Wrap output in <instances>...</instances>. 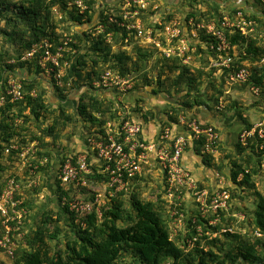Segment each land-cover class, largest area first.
<instances>
[{"label": "trees", "instance_id": "16d2710c", "mask_svg": "<svg viewBox=\"0 0 264 264\" xmlns=\"http://www.w3.org/2000/svg\"><path fill=\"white\" fill-rule=\"evenodd\" d=\"M81 1L85 6L83 11L75 4V0H0V40H2L0 96L5 95L10 76H17L23 94L22 100L7 102L0 108V194L7 182L3 184L1 181L2 173H6L14 163L20 162L18 157L20 151L10 150L9 154H5V150L14 145L21 148L22 145L31 142L27 137L33 134L32 141L38 142L40 151L31 160L33 167H29V170H33L35 166V175L41 173L48 182L52 181L56 205L59 209L58 218L54 219L50 210L44 212L38 226L23 236V244L14 250L12 264H264V236L257 238L252 235L255 230L264 231V196L261 194H257L259 202L255 226L248 229V233L240 229L244 233H226L209 240L205 233L209 230L217 232L222 226L218 224L210 227L207 224L212 217L199 215L195 218V223L190 218L186 220L187 229L183 232V238L178 235L171 240L169 226L159 205L160 201L158 204L143 201L139 199L137 193L131 192L128 206H125L122 197L130 192L132 183L138 180L136 176L130 179L126 190L116 193L110 201L106 200L102 203L100 217L93 211L79 220V224L75 223L76 215L69 211L68 205H62V198L69 199L70 196L63 191L58 181V175L65 162L71 160L74 164L77 156L82 154V152H67L60 146L64 136L62 132L69 125L82 123L85 129V133L82 134L85 145L88 137L104 134V127L108 122L119 125L127 120L140 122L142 128L150 120L157 121L158 137L166 128H170L172 136L177 137L180 134L176 133L175 128L180 124V119L188 123L197 121L194 117L196 107L207 105V101L218 104L221 90H216L215 94L207 98L201 94L202 89L215 88V80H212V77L221 71L212 68L211 64L217 57L215 50L217 42L206 33L205 28L199 27L203 23L208 26L213 22L219 26L224 17L235 20L238 12H241L247 21H254V32L248 35L241 34L240 29L237 28L225 32L230 45L227 55L233 60L232 66L235 69L243 67V59L248 58L251 72L248 84L262 86L264 65H261L260 61L264 55V31L262 35L258 36V34L260 25L264 26V0L245 2L234 0V3H230L233 7L228 8L225 14L218 11L215 6H211L205 13L200 12L199 18L196 17L198 7L195 6L202 4L207 6L209 1L200 0L202 2L199 3V0H189V9L183 13L181 23H178L180 38L184 39L189 51L183 57L169 58H165L153 45L147 44L148 46L144 47L146 46L144 39L138 37L134 29H129L140 19L143 21L141 22L143 30L150 29L153 32V39L160 42L162 47H168L164 31L167 26L176 22L175 16L168 11L169 8L164 6L157 8L159 10H152L155 6L154 2L143 10L131 0H129L130 8L125 7V0H119L114 4L111 2L113 0ZM98 3L101 6L96 8ZM134 10L139 12L137 18H124L127 11ZM157 15L161 18L159 22L155 21L157 17L154 18ZM205 17L207 19L203 21ZM146 20L152 21L149 26L145 24ZM66 40L71 41H67L62 58L59 60L61 86H58L54 79L55 72L47 77L39 65V59L44 53L45 44H48L50 51L55 53ZM260 40L262 43H259ZM176 44L177 40L171 46L175 47ZM33 47L37 48L36 54L31 58H25ZM154 51L162 59L152 62ZM200 54L206 57L203 65L199 62L196 64L195 61ZM221 56H225V53ZM186 57H190V62L187 64L183 62ZM205 68L209 71L204 72ZM107 70L115 71L132 81V90L128 93L142 95L144 91L149 90L154 96L165 95L173 105L170 103L163 109L151 108L144 113L138 107H134L132 113L135 116L128 115L122 109L114 107L108 97L95 94L97 89L93 84ZM45 77L49 78L58 100L56 108L50 101L47 102L39 87L40 81ZM97 91L102 92V90ZM70 92L78 95L74 112L71 114L67 113L63 106ZM106 93L115 97V100L118 99L117 97L125 96L115 89ZM186 125V123L181 125L185 129V135L182 133L184 136L189 131ZM200 127L212 126L201 124ZM252 127L245 122L244 130L249 131ZM45 138H49L50 141H45ZM203 141V137L196 141L197 155L205 165H208L212 153L206 155L201 153ZM217 144L218 140L213 147L214 150ZM263 145L264 140L259 139L257 134L247 141L245 147L239 143L237 152L241 156L229 162L230 181L234 185L255 189L256 184L252 178L255 173L261 174L264 150H260V147ZM188 146L189 143L185 150ZM53 149L59 150L57 159H51V154L44 152L45 150L51 152ZM84 154L92 171V175L86 176V180L101 184L108 181L109 175L99 172L104 170V165L99 168L92 162L90 158L94 154L88 150ZM46 157H49V160L42 164L44 166L35 162ZM213 165L216 167L215 172L219 173L218 171H221L219 165L217 163ZM239 176L241 179L237 182ZM9 177H12L9 178L12 180L16 176ZM14 181L19 182L15 178ZM232 200L231 195L230 203ZM229 207L238 210L233 205ZM180 208L176 211L178 212ZM222 214L220 213V216H224ZM62 216H68L71 237L66 239L63 249L53 251L47 240L55 242L58 240L61 229L56 224ZM233 222L232 219L222 218L225 227H229ZM197 226L201 227L202 236L197 235ZM241 227L243 228V224ZM2 232L3 229L0 236ZM195 237L196 241L189 249L187 241Z\"/></svg>", "mask_w": 264, "mask_h": 264}, {"label": "built area", "instance_id": "2783aa9c", "mask_svg": "<svg viewBox=\"0 0 264 264\" xmlns=\"http://www.w3.org/2000/svg\"><path fill=\"white\" fill-rule=\"evenodd\" d=\"M131 1L133 4L140 6L143 10L147 8V4H145L144 0ZM130 3L129 0H125V7L130 8ZM75 4L81 11L85 10V6L82 4L81 0H75ZM154 9H156V7ZM138 13V10L127 11L124 18H137L139 15ZM254 25V21H247L242 13L238 12L235 20H230L229 18L224 17L219 23V26H216L215 23H211L208 26H199L200 28H205L206 33L211 35L217 42L215 49L217 57L211 65L212 68L220 69L226 74L227 85L248 84L251 72L249 67L244 64L243 67L239 69L233 68V60L227 55L230 50V45L225 32L237 28L240 29L241 34L248 35L254 32ZM130 28L134 29L137 36L143 38L146 44L153 45L162 52L165 58L171 56L183 57L184 54L189 51V47L184 39L180 38V30L178 28V23L176 22L171 26H167L164 31L168 47H162L160 42L155 41L153 39V32L150 29L143 30L140 19L131 25L129 29ZM176 40V46H171ZM67 41L71 40H66L64 45L57 48L55 53H52L49 49L50 46L45 44L44 53L39 59V65L44 70L47 77L55 72L54 79L58 86H61L59 60L62 58V52L67 45ZM36 50L37 48L33 47L25 58H31L34 56L37 52ZM222 53H225V56H221ZM183 62L185 64L189 63L190 57L184 58ZM260 64L264 65V55L261 58ZM65 65H67V63H65ZM93 86L95 89L104 92L115 89L122 94H126L132 90L133 84L129 78L122 77L115 71L107 70L101 74L99 80L96 81ZM250 89L255 95L259 93V90L255 87H251ZM33 96H35L34 93ZM22 99L23 94L19 79L10 76L7 80L5 95L0 96V108L7 102L14 103ZM222 108L223 104L219 103L217 109L220 110ZM179 122L180 125H185L183 119H180ZM200 125L201 124L195 120L191 121L187 124L189 131L186 136L180 134L177 137H173L170 128H166L163 133L155 139L156 141L154 142L156 143L154 144L148 143L147 140L142 137L143 128L141 123L130 120L121 122L119 125L108 122L104 127V134H97L88 137L86 140L88 152L94 154L93 156L97 158V161H99L102 166L104 165L102 173H107L109 175L108 181L103 184L108 193L109 199L115 197L116 193L126 190L130 179L141 174V165L147 164V155L152 154L154 158L158 159L159 166L164 175L165 196L163 199H165L169 206L175 208V212H173L171 216H175L174 221L178 227H182L184 223L183 215L176 212V209L181 205L180 202H176L175 198H180L183 191H186V193L189 194L190 192H193L195 202L200 206L203 213H211L218 216L220 213L227 212L230 206L229 192L222 186H218L210 196L206 191L196 190L197 181L181 164V157L187 144L194 141L196 142L202 137L204 138V141L201 153L206 155L214 152L213 147L218 140V133L213 127L202 128ZM256 134L259 139L264 140L263 123L254 125L249 131H242L239 135L240 144L246 146L247 141L254 138ZM170 143H172V145ZM10 150L19 151L21 148H19L18 145H14L12 148L6 149L5 154H9ZM260 150H264V145L260 147ZM29 152L33 154L35 150H28L26 152L22 151L20 156L24 157ZM34 169H36V167H34ZM261 169H264V160L261 164ZM89 175H92V171L88 167L86 154H79L74 164L71 160H67L58 175L60 187L64 192L69 193L70 196L69 201H67L66 197L62 198V205H68L69 211L76 215V221L91 214L94 211V207L96 214L100 216L99 207L101 206V202H99L98 196L88 203L79 202L76 201L77 199H73L74 195L81 192V188L87 186L86 176ZM219 177V173H216V178ZM17 190L18 186L12 179L7 182L6 187L0 194V232L3 229L0 236V248L10 257H13L14 255V244L12 242L13 229L18 231L21 229L19 220L20 216L11 218L9 215L10 210H12V213H15L14 209L17 206V202H14L13 195ZM219 220V217L209 220L207 225L215 227L219 224ZM193 223H195V219H193ZM196 232L198 236H202L201 227L197 226ZM237 232L238 231L233 230L231 227H222L217 232L209 230L205 235L211 240V238L220 237L226 233L234 234ZM239 232L244 233L243 230H239ZM252 235L253 237L262 238L264 236V231L255 230L252 232ZM170 238L174 239V237ZM194 241H196V237L187 241L189 249L194 245Z\"/></svg>", "mask_w": 264, "mask_h": 264}, {"label": "rangeland", "instance_id": "374dc122", "mask_svg": "<svg viewBox=\"0 0 264 264\" xmlns=\"http://www.w3.org/2000/svg\"><path fill=\"white\" fill-rule=\"evenodd\" d=\"M163 1L164 0H144L145 4H147V8L152 3L155 2L154 3L155 6L152 7V10H156L157 8H163L164 6L169 8L168 11L170 12V14H172V16H175V21L180 24L182 21L183 13L189 9V6H190L189 0H165V1H167L166 4ZM207 1H209V4L207 6H205V4L195 6V8H197V7L199 8V9L198 8L196 9V13H197L196 17L197 18H199L200 12L205 13L206 10H209L211 6L212 7L215 6L218 11H221V13H224V14L228 8L233 7V4L226 3V0H218V1L207 0ZM245 1L246 0H243V2H245ZM111 2H112V4H114L115 2H119V0H113ZM201 2L202 1L199 0V3H201ZM100 6H101L100 3H98L96 8L100 7ZM234 6H235V4H234ZM155 7H156V9H154ZM247 7L249 8L248 5H247ZM157 10H159V9H157ZM171 11H173V12L171 13ZM154 18H156L155 21H157V22H159L161 20L160 16H158V15L155 16ZM147 19H148V17H147ZM206 19L207 18L205 17L203 21H205ZM141 22L143 23L142 20H141ZM151 22L146 20L145 24H147V26H149L151 24ZM209 24H211V23H209ZM203 25H204V23H203ZM259 31H260V33L258 34V36L263 34L264 26L260 25ZM259 43H262V41L260 40ZM0 44H2V40H0ZM147 44L144 47H147L148 46ZM152 59H153L152 60V62H153L155 60L162 59V58L159 56V54L156 51H154ZM248 66L250 67L249 64H248ZM207 71H209V70L207 69ZM207 71H204V72H207ZM220 72H221V74L224 73L222 71H220ZM18 75H20V74H18ZM13 77L15 79H18L17 76H13ZM41 83H42V81L40 82L39 87L41 88V91L44 94V98L49 103V99H48L47 94H46V86L47 85L45 83H42V84ZM244 87H245V90L248 91V93L250 95L253 94L250 91V88L251 87L257 88L259 90L258 94L261 95V93H262L263 98H264V82L262 83V86H256L253 83H249V84L244 85ZM103 92L104 91H102L101 93H103ZM130 94L131 93H126L125 97H123V98L116 96L118 98L117 100H115L116 99L115 97H112V95H110V97L114 101L111 99L110 100L113 102L114 107L122 109V111L127 113L128 115L132 114L133 117L135 116V114L132 113V110L134 109V107L135 108L138 107L141 110V112H143V113L150 110L151 108H154V106H159L158 105L159 103H160V106H162V109L164 108V106H163L164 103L160 102L159 100H156V99H159V98H157L158 95L157 96L152 95V93L149 92V90L144 91V93H142V95H140L141 98L139 99V101L136 102L134 105H131V104L128 105L124 101V99L127 98V95L129 96ZM223 100H225V99H223ZM157 101H159V102H157ZM121 103L123 105H121ZM53 105H55V104H53ZM50 107L52 108V105ZM54 107L56 108V106H54ZM125 107H127V109H125ZM73 112H74V110H73ZM149 123L156 125L157 121L150 120ZM185 123L189 124L187 121H185ZM259 123H261V122H259ZM259 123L255 124V125H258ZM30 130L32 131L31 128H30ZM263 130H264V123H263ZM83 131L85 133V129H83ZM157 131H158V128H157ZM32 136H33V134L28 135L27 140H31V142H35L33 146H35L37 148L36 152L38 154V152L40 151L38 149V142L32 141ZM142 137H143V134H142ZM154 141H156V140H150L147 142L154 144V143H156ZM29 147H30V145L28 146V148ZM243 147H245V146H243ZM28 148H26V149H28ZM32 150L33 149H31L30 151H32ZM74 150H72L71 152L75 153ZM82 154H84V153L82 152ZM237 156L239 157V156H241V154H238V152H237ZM243 156H245V153L243 154ZM35 157H36V155L32 154L31 152L26 154L24 157L20 156L19 157L20 158L19 163H14L13 166H10V168L7 169L6 173H2L1 181H3V184H5L6 181L8 182L10 180L9 178H12V177H9L10 175L16 176L14 178L19 180V182H15L18 186V190L13 195L14 202L15 201L17 202V206L14 209L15 213H12V210H10V214H9L11 218H15V217L20 216L19 220H20L21 229L18 231V230H15L12 228L13 229L12 242L14 244V250H16L18 247H20L23 244V236L26 235L27 233L29 234L32 230H34L38 226L40 218L44 212L50 210L53 212L54 219L58 218L57 212L59 209L56 205L55 193H54L53 189H51V190L49 189V186L53 187L52 181H50L51 185H49L48 180L46 181L44 179L45 176L43 174L39 173L38 175H35L34 169L29 170V167L30 168L33 167L31 160H33ZM91 157L92 158H90V160H92V162H94L99 168H102V164L99 161H97V158L93 155ZM41 161L38 160L35 162L40 165ZM42 166H44V165H42ZM141 167H142L141 174L136 175L138 180H136L134 183H132V186L130 188V192L126 193L125 196L122 197V200L125 203V206L127 207L130 193L134 192V193H137L140 200L153 202L155 204H158L160 201L159 205H160L161 209L163 210L162 211L163 217L166 218L165 221H166V224L169 226L171 237H176V236L178 237V235H181V238H183V232L186 231V229H187L186 220L189 218H190V220H193L200 215L203 217L211 216L212 218L209 220H212L214 218L219 217L220 218L219 224L222 227H225V224L222 223V218L224 220H228L229 215L231 216V214H235V213L239 212V210L235 211L232 209L233 207H231V208L229 207L228 211L223 213L224 216H220V214L217 216V215H213L211 213H203L200 209V206H198V204L195 202V196L193 195V192H190V194H189V193H186V191H183L180 198H178V199L175 198L176 202H178V203L180 202V205H181L180 207L182 208V209L180 208L178 210V212L177 211L176 212L178 214L183 215V223H185L182 227H178V225L174 221L175 216L174 217L171 216L172 213L175 212V208L169 206L168 203L165 201V199H163L165 196V193H164V175H163L161 168L159 166L158 159L154 158V156L152 154L147 155V164H142ZM262 170H264V169H262ZM99 172H102V171L99 170ZM262 172H264V171H262ZM14 178H13V180H14ZM255 179L257 180V183H258V186L256 187V189L259 188V189H257V191L260 190V192L259 191L258 192L261 194V196H264V175H263V173L256 176ZM7 182H6V184H7ZM30 184L32 185V187H34L35 190L30 189V187H29ZM35 186H37V187H35ZM196 186H197L196 190L198 189L200 191H206L209 194V196L212 194V191H209L207 188L202 187L199 184V182H196ZM226 190L230 194V191L228 189H226ZM261 192H263V193H261ZM96 196L99 197L98 199H99V202H101V203L106 202V200L109 198L108 193L106 192V189L104 188L103 183L101 184V183H97V182H88L87 181V186L83 187L81 192L77 193V195H74L73 199H77L76 201H79V202L88 203L90 201H93ZM230 197H231V194H230ZM69 200H70V198L67 199V201H69ZM231 203H232V201H231ZM231 203H230V206L232 205ZM23 204H25V206H23ZM101 207H102V205L99 207V209ZM94 210H95V207H94ZM231 218L234 220V222L232 223V225H229V227L231 226V228L235 231L239 232L240 229H244L247 232L248 229H252L253 226H255L249 221V219L253 218V217H250L249 219L241 220L240 216L237 217L234 215V216H231ZM76 222H77V224H79V221H75V223ZM241 224H243V228L241 227ZM56 225L59 226L61 229V234L58 236V240L56 242L47 240V243L49 244V246L51 247V249L53 251H56L60 248L63 249V246H64L66 239L71 237V233L68 229V226L70 225L68 216H62L60 221ZM50 232H52L51 228H50ZM175 234H176V236H175ZM12 263H13L12 257L6 255L2 250H0V264H12Z\"/></svg>", "mask_w": 264, "mask_h": 264}, {"label": "crops", "instance_id": "0c3cea01", "mask_svg": "<svg viewBox=\"0 0 264 264\" xmlns=\"http://www.w3.org/2000/svg\"><path fill=\"white\" fill-rule=\"evenodd\" d=\"M228 1V2H227ZM234 0H226V3H234ZM240 1V0H239ZM166 2L167 1H163ZM225 3V4H226ZM202 57V58H201ZM204 59H206L203 54L198 55L196 61V64L198 62L200 64H204ZM245 66H248L249 60L243 59L242 62ZM205 67V65L203 66ZM208 68H205L204 70L207 71ZM226 74L219 72L217 75L212 77V80L214 79V85L215 88L209 87L207 89H202L201 94L207 98V96L215 94L216 90H221L222 94L219 97V103L223 104L222 109H217L218 104H213L211 102L207 101V105L204 106H198L194 109V112L196 115L194 116L196 120L201 124H207L216 129V132L218 133V144L216 150L212 153V156L210 157V164L205 165L201 158L197 155L198 145L196 142H190L185 152L182 155L181 164L182 166L187 169L195 178L197 182L202 187L207 188L209 191H214L218 188V186H222L225 189H228L232 195V205L236 208H238L239 212L235 214H231V216H240V219H249V221L255 225L256 220V211H257V204L259 202V196L257 194H260V190L257 191L256 187L258 186L257 180L255 179L257 173L253 175L254 177L253 182H255L256 187L255 189H249L246 186L238 187L237 185H234L230 181V172L229 168H231L229 162L231 160L239 159L237 156V147L239 145V135L244 131L245 128V122L250 124L251 126H254L255 124L261 122L264 123V98L263 94H254L251 89L250 91L253 94H249L248 91L245 90L244 85L246 84H237V85H227L226 81ZM41 80V79H40ZM210 79H207V81ZM42 83H45L46 86V94L49 99V101L55 105H57L58 100L56 99V96L54 94V90L50 85L49 78L45 77L42 78ZM40 81V82H41ZM41 83V84H42ZM207 90V91H205ZM96 95L102 97H108L109 100L112 98L110 95H107L106 92L101 94L99 91L96 90ZM259 95V96H258ZM125 97V96H124ZM141 96L139 94H130L127 95V98L125 101L128 105H134L137 100H139ZM160 102L164 103V108L169 106V104L172 102L165 97V95H158ZM78 99V95H76L75 92H70L67 95V101H64V108L67 113L71 114L73 113V110L75 108V103ZM155 99V98H154ZM225 99V100H223ZM157 101V102H159ZM174 102V101H173ZM54 105V106H55ZM154 106L162 108L160 106ZM170 105H173L171 103ZM127 109V107H125ZM134 119V118H133ZM135 120H137L135 118ZM18 123L20 124L21 121L19 120ZM158 125H153L150 123L144 124L143 126V137L145 140H155L157 139L159 135V131H157ZM176 133L182 134L184 132V127L180 124L176 126L175 128ZM83 126L82 123L72 124L69 125L68 128L62 134H64L63 138L60 141L61 148H64L65 151H72L74 150L75 153L80 152H87V146L85 145L83 141L82 134ZM45 141H50L49 138H45ZM239 142V143H238ZM35 142H29L28 144H24L21 146L20 153L22 151H30V149L35 150L33 154L37 155V148L34 145ZM193 144V145H192ZM30 147L28 148V146ZM28 148V149H26ZM35 148V149H34ZM39 149V148H38ZM44 151V150H43ZM57 151L56 149L51 150L49 152L48 150L44 151L47 154H51V159H57ZM18 157H20V154H18ZM49 160V157H46L43 159L45 162L46 160ZM40 162L42 165L44 162ZM217 163L221 169L219 172V178H216V167L213 165V163ZM264 171V170H262ZM260 173H263V172ZM45 176V175H44ZM48 177V176H47ZM44 179L47 181V178L44 177ZM241 179V176L238 177L237 182ZM28 183V182H27ZM49 185L50 182H49ZM30 189L33 190L34 187L32 185H29ZM37 187V186H35ZM229 187V188H228ZM40 189V188H39ZM49 189H53L54 187H50ZM263 193V192H261ZM229 215L228 219H232ZM233 220V219H232ZM222 228V227H221Z\"/></svg>", "mask_w": 264, "mask_h": 264}, {"label": "clouds", "instance_id": "9594fccd", "mask_svg": "<svg viewBox=\"0 0 264 264\" xmlns=\"http://www.w3.org/2000/svg\"><path fill=\"white\" fill-rule=\"evenodd\" d=\"M107 201H110V199L108 198L107 199ZM101 205H102V203H101ZM99 211H100V209H99ZM94 212L96 213V210H94ZM90 215V214H89ZM98 217H100V216H98ZM170 237H171V234H170ZM171 240H174V239H172V238H170Z\"/></svg>", "mask_w": 264, "mask_h": 264}]
</instances>
